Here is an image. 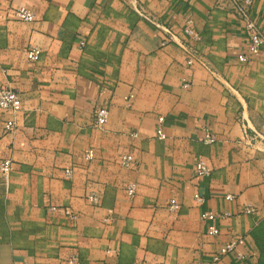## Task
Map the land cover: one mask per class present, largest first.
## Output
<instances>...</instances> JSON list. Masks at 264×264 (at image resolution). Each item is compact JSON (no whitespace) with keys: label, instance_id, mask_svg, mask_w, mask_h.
<instances>
[{"label":"crops","instance_id":"1","mask_svg":"<svg viewBox=\"0 0 264 264\" xmlns=\"http://www.w3.org/2000/svg\"><path fill=\"white\" fill-rule=\"evenodd\" d=\"M132 1L0 0V85L21 97L18 111H0V160L13 162L0 172V264H193L237 235L243 243L215 264H264V44L238 60L246 31L227 0H135L179 37L193 19L210 68L188 66ZM18 6L33 20L11 18ZM251 15L264 33V0ZM99 105L108 120L95 127ZM204 126L213 143L201 141ZM199 159L208 176L196 174ZM246 203L255 211L240 212ZM225 211L208 234L201 214Z\"/></svg>","mask_w":264,"mask_h":264},{"label":"built area","instance_id":"2","mask_svg":"<svg viewBox=\"0 0 264 264\" xmlns=\"http://www.w3.org/2000/svg\"><path fill=\"white\" fill-rule=\"evenodd\" d=\"M219 1V0H216ZM229 5L235 15L242 20L245 31L246 39L245 46L238 54L239 61H247L253 56L259 53L261 46L264 44V33L261 31L255 20L251 15V8L253 6L254 0H227ZM133 10L140 15L156 24L159 28L163 30L166 34V38H163L161 45H165L167 40L174 41L179 48L182 50L185 63L188 66H191L195 62L201 64L203 67L209 69V64L201 56L193 44V41L199 39L200 33L194 26V21L190 16H186L182 21V33L183 36L179 37L170 27L162 26L156 23L154 19L149 16L146 11L135 1H132ZM9 16L14 19L22 21H31L34 18L33 11L26 6H18L10 10ZM41 55V49L38 46H33L26 50V56L31 61H36ZM189 82L185 81L183 86H188ZM131 96V95H129ZM21 107V97L17 90L0 85V111L11 110L16 112ZM108 108L105 105H99L93 111L92 116V125L95 127L103 126L108 120ZM163 117L159 116L157 118V126L155 129V135L158 138H164L165 132L162 128ZM15 126L14 119H9L5 122L4 128L6 130H12ZM132 136H137V132H131ZM200 139L205 144L213 143L216 140V136L209 130L208 127H202ZM85 159H90L92 157V149H86L84 153ZM119 162L121 165L129 167L134 164V157L130 152H122L119 155ZM13 169V162L11 159H2L0 160V172L8 173ZM70 169H65L66 175L70 174ZM195 172L199 176H208L210 172V167L201 159L195 163ZM125 191L129 197H133L136 190V184L133 181H129L124 185ZM86 199L93 204H97L99 201V196L94 192H87L85 195ZM226 198L230 199L233 197L231 194H226ZM199 201H202L203 198L199 197ZM168 208L171 210H176L178 208L177 203H170ZM56 205H50L49 210H56ZM255 211V206L249 203L243 204L240 207V212L242 213H252ZM66 214L75 217V213L68 208L64 209ZM231 214L228 211L225 212H204L201 214L202 218L208 219L210 224L207 227V233L211 235H216L219 233V228L216 222L224 217H229ZM243 243V238L239 235L232 237L223 244H221L215 251L206 255V256H197L193 261V264H215L220 261L221 258L229 253L235 252L236 248ZM238 252V251H237ZM239 257L244 255L238 252ZM28 264V263H24Z\"/></svg>","mask_w":264,"mask_h":264},{"label":"rangeland","instance_id":"3","mask_svg":"<svg viewBox=\"0 0 264 264\" xmlns=\"http://www.w3.org/2000/svg\"><path fill=\"white\" fill-rule=\"evenodd\" d=\"M102 127V126H101ZM87 149H89V148H87ZM91 149V148H90ZM84 153H85V151H84ZM92 155H93V150H92ZM75 213V212H74ZM76 214V213H75ZM76 216V215H75Z\"/></svg>","mask_w":264,"mask_h":264}]
</instances>
